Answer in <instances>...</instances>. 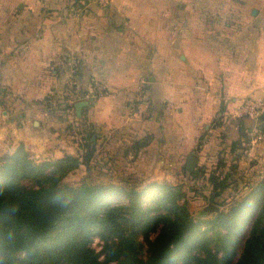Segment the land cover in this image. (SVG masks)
<instances>
[{
    "label": "crops",
    "instance_id": "crops-1",
    "mask_svg": "<svg viewBox=\"0 0 264 264\" xmlns=\"http://www.w3.org/2000/svg\"><path fill=\"white\" fill-rule=\"evenodd\" d=\"M72 76L75 103L93 98L77 121L56 106ZM248 98L264 102V0H0V155L21 144L36 160L79 155L93 130L87 173L111 182L132 183L122 170L171 180L193 153L196 169L224 156L253 182L264 108L239 116Z\"/></svg>",
    "mask_w": 264,
    "mask_h": 264
},
{
    "label": "trees",
    "instance_id": "trees-1",
    "mask_svg": "<svg viewBox=\"0 0 264 264\" xmlns=\"http://www.w3.org/2000/svg\"><path fill=\"white\" fill-rule=\"evenodd\" d=\"M84 133L79 155L36 160L24 144L0 155V264H264V175L226 209L196 219L181 184L66 183L95 155V132ZM223 161L206 173L213 200L235 182L237 165L222 172Z\"/></svg>",
    "mask_w": 264,
    "mask_h": 264
},
{
    "label": "rangeland",
    "instance_id": "rangeland-1",
    "mask_svg": "<svg viewBox=\"0 0 264 264\" xmlns=\"http://www.w3.org/2000/svg\"><path fill=\"white\" fill-rule=\"evenodd\" d=\"M59 104L62 105V103H58L56 106H58L59 112H62L60 108L62 106ZM64 106L66 107V114L68 116H71V118L74 121H76L77 118L75 114H73L75 113V105H74V112H72L73 110L68 105L65 104ZM220 158H222L224 160L223 162L226 163L225 159L227 157L224 158V156H221ZM50 160H53V159H50ZM158 163H159V160H157V164ZM219 163L220 161H218L216 167L218 166ZM232 164L234 163H230V165L226 163L225 166H222L221 168H219L220 169L219 171H222V172L228 171L229 170L228 168ZM82 165H81L82 167L80 166L81 170L73 171L65 178L66 183L73 184V185H79L83 182H90V183L111 182L110 181L111 179L109 177L106 178V176L104 175H98L95 172L93 174L87 173V170H86L87 165L86 164H82ZM172 170L174 173V177L171 180L161 179L159 181L166 180L174 184H181L183 186V188L187 192V202L189 204L190 210L196 219L211 217L215 213H217V212H210L208 209H206V207L209 204L211 203L216 204L221 207V210L226 209L228 207V202H231L233 199L240 198L248 190L247 189L244 192L242 191L243 189L239 190L238 189L239 186L240 185L243 186L245 184L247 185L248 181L245 179H235L236 177L234 176L233 177V179L235 180L234 184L229 189H226V191L222 194V196H219L213 200L211 198L212 185L209 181V175L206 174V170L198 169L197 170L198 175L196 177L191 174V172L195 171L196 168L193 171H188L184 167L182 168V170H179V168H177L176 170V168L172 167ZM128 172H129L128 170H126V172H123L122 170V174H120L119 177L123 178L126 183H129L128 180H131L132 182L131 184H125V185H135L136 184L135 181L132 180L133 173L131 172L128 173ZM235 184H238L237 186L238 188H236ZM92 246L97 250V252H100L102 254L101 259H104L105 255L102 252L103 247H104V241L99 236H95L92 242ZM144 255L146 256L147 253L145 252Z\"/></svg>",
    "mask_w": 264,
    "mask_h": 264
},
{
    "label": "built area",
    "instance_id": "built-area-1",
    "mask_svg": "<svg viewBox=\"0 0 264 264\" xmlns=\"http://www.w3.org/2000/svg\"><path fill=\"white\" fill-rule=\"evenodd\" d=\"M98 1L103 5H107L110 2V0H98ZM145 83H146L145 80H143L141 90L139 91L138 94V98L139 100H141L143 105L149 106L150 101L144 93ZM76 89H77V81L75 77L72 76L71 79L67 82V87L64 91V95L62 96V102H61L64 105L65 104L68 105L73 110L72 112H74V105H75V101L77 100ZM86 97H87L86 99H89V97L91 96H86ZM263 108H264V102L262 100H255L248 98L244 101V103L241 106H239L237 110V114L239 116H250L257 118L263 112Z\"/></svg>",
    "mask_w": 264,
    "mask_h": 264
},
{
    "label": "water",
    "instance_id": "water-1",
    "mask_svg": "<svg viewBox=\"0 0 264 264\" xmlns=\"http://www.w3.org/2000/svg\"><path fill=\"white\" fill-rule=\"evenodd\" d=\"M93 102V98H90L88 100H80L78 102L75 103V109H76V113L79 117L82 116L83 113V109L85 106L89 105L90 103ZM198 163V158L196 157V155L193 153L189 156L188 162H187V170L188 171H193L195 170L196 166ZM206 209H208L210 212H220L221 211V207L216 205V204H209Z\"/></svg>",
    "mask_w": 264,
    "mask_h": 264
}]
</instances>
